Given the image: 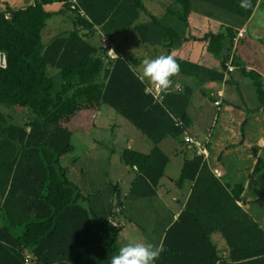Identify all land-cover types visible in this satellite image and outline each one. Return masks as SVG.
<instances>
[{"label":"trees","instance_id":"obj_1","mask_svg":"<svg viewBox=\"0 0 264 264\" xmlns=\"http://www.w3.org/2000/svg\"><path fill=\"white\" fill-rule=\"evenodd\" d=\"M203 1L224 7L241 20L250 16L255 4V0ZM55 2L62 3L59 10L45 9ZM171 3L179 12L171 9L169 14L185 27L190 0ZM70 4V0H32L15 8L0 0V54L5 59L0 66V106L28 112L20 124H12L0 111V264H141L128 261L117 245L118 229L108 218L120 209L99 216L79 205L86 196L66 180L59 159L72 150L71 126L87 121L101 104L106 105L151 143L148 153L123 149L119 160L134 167L130 195L153 196L167 163L157 145L167 137L182 144L190 125L186 106L191 87L183 84L156 102L134 73L133 59H107L105 47L96 49L79 34L78 29L99 26L109 36L134 24L144 10L142 0H77L73 9ZM57 13H69L73 29L42 44L41 29ZM135 29L141 43L160 41L166 50L178 39L172 28L153 16ZM233 36L234 30L223 26L215 34L192 38L206 41V52L218 59L219 71L167 57V74L221 82L229 59L232 67L238 66L230 58ZM48 67L60 79L55 91L46 75ZM241 71L252 80L261 107L259 75ZM263 168L264 162L256 159L252 173ZM183 181L192 182L189 195L149 264H216L219 256L208 240L210 231H219L224 239L228 263L264 264V232L236 204L243 202L241 186L226 190L197 155L183 160L175 183ZM207 217L213 221L210 228ZM181 226L184 239L167 245Z\"/></svg>","mask_w":264,"mask_h":264},{"label":"crops","instance_id":"obj_2","mask_svg":"<svg viewBox=\"0 0 264 264\" xmlns=\"http://www.w3.org/2000/svg\"><path fill=\"white\" fill-rule=\"evenodd\" d=\"M4 1H6L9 5H13L15 6V8H18L16 7V5L21 0ZM70 2V9H73V7L77 6V0H70ZM192 2L194 3L195 7L191 8L190 6L189 12L186 17L185 27H183L181 23L178 22L174 17L175 21H177L179 24L178 29H176V27L173 28L172 24L170 25L171 19H169V17L172 16L171 14H169V11L173 9L171 10L173 11V13L176 14L177 12H179V9L176 6L172 7L171 0H142L144 10L139 13L138 19L134 24L118 31L112 32L109 36L104 34L99 26H93V29L89 31L78 29L79 34H81L85 41H87L89 44V40L91 41L93 39V35L96 34L98 36L97 49L105 47V56L107 57V59H114L116 56L123 58V54H129L131 49H135L133 42L136 43V46L145 47L141 48L142 53L140 54L139 58H123L124 60H134L132 69L138 79L144 85V89L149 88L154 79L158 77L160 68H165L164 62L167 57L177 58L204 67L206 69L219 71V68H217L215 65V60L209 53L206 52V41L193 40L192 38L199 39L204 34L217 33L223 26H228L230 22V20L225 17V14H234L230 10L209 1L206 2L203 0H190V3ZM30 4H32V0H28L26 3V5ZM61 4L62 3L60 2H55L49 6H46L45 9L50 10L51 12H56L61 7ZM258 9L264 12V0H255L252 12L246 20H241L239 18L238 22H234L236 25L235 29H233L234 36L232 38L231 52L234 48L235 42L245 37L247 33V25L252 21V19H254ZM79 14L82 15V12L79 11ZM149 16H153L164 27L172 28L177 34L178 39L172 43V46L169 50H166V48L161 44L160 41L152 44L141 43L139 41L135 25L148 22ZM51 18L55 19V22H53V24H50L51 26H55L56 22H58L60 19V21L65 20L66 22H69L72 27L71 30L73 29L69 13H57L51 15L47 20ZM260 19L261 18H257L256 20L258 21L257 25L259 26V29H262L260 25V23L262 22L260 21ZM262 20L264 21V19ZM238 32H242V34L241 37L236 38V34ZM156 39L157 37H153L154 41ZM110 40L111 42H109ZM94 41L95 40L93 39V42ZM131 44L132 46H130ZM91 46L94 47L93 45ZM109 51L111 52L113 57H109L107 55V52ZM231 57H233V55L231 56L230 53V58ZM226 64H229V66L231 67V71H223V77L221 82L219 83L196 81L192 78L181 76L170 78L167 74L166 68L165 72L163 73V77L166 79L169 87H171V85L173 84H178L180 88L183 84L191 87L190 97L186 106V114L190 119L189 128H194L197 124L199 125L200 123H203L207 120L209 112L206 110L205 103L203 101L205 96L212 98V105L215 107V111L212 115V119L210 120L209 125H205L204 127V130H206L207 132V136L204 137L203 141H199L194 135L195 133L191 134L190 132L186 131L181 137L182 144L180 143V140L167 137L162 139L157 145L165 155L166 153H169L172 156V159L174 160V171L166 172V167L169 164V159L166 155L167 163L163 170V176L156 186L155 194L151 196L154 198H159V202L161 201V204L165 209L164 213L168 215L163 221L164 225L157 241L155 252L160 247L164 232L174 221L177 220V217L180 211L183 209L186 199L189 195L192 182L183 181L181 185H177L175 182L178 178L179 170L183 160L189 159L193 155L201 157L202 162L206 164L209 172L223 187L226 188V190H231L236 184H239L241 186L242 189L239 197L243 200V202H236V204L241 208L242 211L248 214L249 217L264 232V211L261 212V209L255 207L257 205H260L262 206V208H264V174H261V170L256 173H252V168L256 159H260L264 162V136L262 134L261 137L257 139L256 145L258 148L254 149L253 146H251V144L249 143L250 141H247L246 135L242 133V127L241 130L238 129L241 124V126H243L244 122H246V115L243 114V112L238 107L232 108L228 104L223 105L222 101L225 100L223 98L224 92L222 91L221 86L226 76L229 73L233 72V67L230 64V59L226 62ZM250 69L251 67L246 66L245 71H249ZM224 85L225 83H223V86ZM217 92H220V97L216 96ZM214 101H219V104L214 105ZM98 109L87 119V121L74 124V128L71 129V132H73V130H76L75 132H77L82 128H86L91 123V120H94V117L98 115ZM218 118L219 121L217 122L216 120ZM189 128L187 130H189ZM237 130H239L241 133H239V131ZM184 135H188L193 138L197 147L199 149H204L206 155L204 156L203 154L197 153V149L195 146L188 145L183 139ZM208 138H210V140H207ZM96 142L97 141L94 139L88 148H93ZM125 144V147L121 149L118 156H120L123 149H132L131 147L134 146L135 142L134 140L129 139L128 143ZM138 144H136L137 147H139ZM236 145H239L241 149L240 151H237V149L234 147ZM151 148L152 145L149 142L147 151L143 153H148ZM72 151L73 146L71 152ZM71 152L61 156L60 158L64 159L67 155L69 156ZM68 163L69 162H67L66 164L65 162L64 166H61L64 169L65 173L68 169ZM124 167L132 173L128 186L126 187L127 197L130 195V186L134 179V167L132 169L126 166ZM77 190L82 196H85V194L81 192V189L78 186ZM171 191L172 193L169 198H166L167 193ZM133 197L138 199L147 198L136 196ZM78 204L83 206L82 201H79ZM120 207L121 203L119 202L118 208L120 209ZM166 211H168L169 214H167ZM108 219L110 223H112L113 226L116 225L115 227L118 229L116 237L117 245L118 240L121 238L124 246L126 243L127 247L131 249L130 254L124 253L128 261L132 262L131 259H133L135 255H142L145 253L144 248L141 246L138 238H131L128 236V232L124 233V231H127V228L123 229V222H125L124 220H121L119 218L113 219L110 217ZM224 221L225 219H222V225L225 223ZM212 223V219L207 217L206 226L210 228ZM184 237L183 226H181L179 229L173 232L172 236L168 239L167 245L172 246L178 244V242H181ZM208 240L210 244L215 248L217 255L219 256L216 264H235L228 263V261L226 260L228 248L219 231H210L208 234ZM118 247L122 252L123 248H120L119 245ZM152 257H150L149 263H151Z\"/></svg>","mask_w":264,"mask_h":264},{"label":"rangeland","instance_id":"obj_3","mask_svg":"<svg viewBox=\"0 0 264 264\" xmlns=\"http://www.w3.org/2000/svg\"><path fill=\"white\" fill-rule=\"evenodd\" d=\"M27 1H19L16 7H24ZM190 6L191 8L195 7L193 2L190 3ZM225 17L230 20L228 26L235 29L236 24L234 22H238L239 18L228 13L225 14ZM257 18H261L260 21L262 23L260 25L262 29H259L257 25ZM169 19H171L170 25L172 24L173 28L176 27L178 29L179 24L175 21V18L169 17ZM262 19H264V12L258 9L254 19L247 25L245 37L235 42L231 56L233 55L238 66L233 67V72L226 76L225 85L223 86V82L221 86L225 100L223 105L228 104L232 108L238 107L246 115V122L242 126V133L246 135L247 141H250L249 143L254 149L258 148L256 145L257 139L262 134L264 136V104L260 107L255 86L250 78L242 75L241 69L245 71L246 66H249L251 67V71L259 75L258 82L264 99V21ZM53 22H55L54 18L45 21V25L40 32L42 44H46L56 36L66 34L72 28L70 23L65 20L60 21L59 19L55 26H51L50 24H53ZM93 39L95 40L94 42ZM93 39L89 40V42L97 49L98 36L94 34ZM133 43L135 49H131L129 54H123L122 57L124 59L139 58L142 53L141 48H145L136 46L135 42ZM211 57L215 60L216 67L219 68L218 59L212 55ZM46 75L52 79V91H55L60 84L57 71L54 68L48 67ZM203 101L206 110L209 112L207 120L203 122L205 124L200 123L194 128L192 127L193 129L190 127L187 130L191 134L195 133L194 135L199 141H203L204 137L207 136L204 127L205 125H209L215 111V107L212 105V98L205 96ZM0 111L7 117L8 122L12 124H20L28 114L25 108L6 107L3 105L0 106ZM98 112V115L94 117V120H91V123L86 128H82L77 132L73 130L70 136L73 151L64 159L60 158L59 164L60 166H64L65 162L66 164L69 162L65 178L76 188L78 186L81 192L85 194L86 201L83 202L85 208H89L99 216H102L106 212H113L116 198L119 199L121 203L120 212L111 215L110 218L124 220L123 229L127 228V231H124V233L128 232V236L131 238H138L141 246L144 248L145 253L135 255L131 261L149 264L150 257L155 253V247L164 225L163 221L168 215L164 213L165 209L161 201L159 202V198L147 197L146 199H138L131 195L126 197V187L132 173L124 167L118 156L129 139L135 142L131 148L142 153L147 151L149 142L142 134L106 105L101 104ZM219 118L216 120L217 122ZM73 128L71 126V129ZM239 133L241 132L239 131ZM94 139L97 141L95 146L88 148ZM207 140H210V138ZM234 147L237 151L241 150L239 145ZM166 155L169 159L166 172L174 171V160L169 153H166ZM260 170L263 175L264 168ZM172 191L167 193L166 198H169ZM255 207L261 209V212L264 211V208L260 205ZM166 212L169 214L168 211ZM118 245L120 248H123V253L130 254L131 249L127 247L126 243L124 246L121 238L118 240Z\"/></svg>","mask_w":264,"mask_h":264},{"label":"built area","instance_id":"obj_4","mask_svg":"<svg viewBox=\"0 0 264 264\" xmlns=\"http://www.w3.org/2000/svg\"><path fill=\"white\" fill-rule=\"evenodd\" d=\"M241 34L242 32H238L236 34V38L241 37ZM107 55L109 57H113L110 51L107 52ZM4 64H5L4 56L3 54H0V66L4 67ZM230 71H231V67L229 66V64H226V72H230ZM164 72H165V68L161 67L159 70L158 77L154 79L153 83L151 84L149 88L144 89L149 95H151L152 99L156 102H160L163 99L164 94L167 93L168 91L170 90L179 91L180 90V86L178 84H173L171 85V87L168 86L166 79L163 77ZM216 96L220 97V92H217ZM213 104L218 105L219 101H214ZM183 139L186 141L188 145L195 146L197 149V153L203 154L204 156L206 155V152L204 149L202 148L199 149L197 147L193 138H191L188 135H184Z\"/></svg>","mask_w":264,"mask_h":264},{"label":"water","instance_id":"obj_5","mask_svg":"<svg viewBox=\"0 0 264 264\" xmlns=\"http://www.w3.org/2000/svg\"><path fill=\"white\" fill-rule=\"evenodd\" d=\"M118 207H119V199L116 198V202H115V205H114V211H118Z\"/></svg>","mask_w":264,"mask_h":264}]
</instances>
